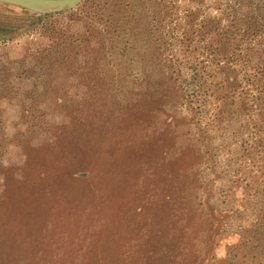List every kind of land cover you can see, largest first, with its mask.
Wrapping results in <instances>:
<instances>
[{"label": "rangeland", "instance_id": "obj_1", "mask_svg": "<svg viewBox=\"0 0 264 264\" xmlns=\"http://www.w3.org/2000/svg\"><path fill=\"white\" fill-rule=\"evenodd\" d=\"M92 1L40 19L0 5V264H264L247 230L263 161L235 141L211 164L214 101L169 78L179 52L138 21L149 3L108 45Z\"/></svg>", "mask_w": 264, "mask_h": 264}, {"label": "trees", "instance_id": "obj_2", "mask_svg": "<svg viewBox=\"0 0 264 264\" xmlns=\"http://www.w3.org/2000/svg\"><path fill=\"white\" fill-rule=\"evenodd\" d=\"M145 1L149 5L137 13L138 21L143 16L149 21V36L156 35L158 48L162 42L168 50L179 52L169 66V78L184 91L191 92L189 99L194 93L195 98L208 97L214 101L210 122L215 131L213 137L198 128L199 141H205L201 146L211 164H215L213 157L224 145L229 147L235 141H240L239 154L249 151L264 164V0H180L186 3L181 14L169 0ZM131 3L132 0H95L89 7L91 11L85 14L89 21L85 22L86 27H91L90 33L108 45L115 38L113 35L125 38V28L134 18ZM0 5L38 19L70 13L40 15L12 5ZM179 18L182 20L175 28L174 43L172 39L167 41L171 36L164 38L163 33H171L168 25ZM250 125L255 129L254 140L244 138ZM253 198L254 218L247 230L259 235L255 243L260 244L264 241L261 229L264 228V190L256 191ZM206 204L223 212V202L216 199L212 190L207 194ZM235 214L241 215L237 210ZM248 245L242 242L241 247Z\"/></svg>", "mask_w": 264, "mask_h": 264}, {"label": "water", "instance_id": "obj_3", "mask_svg": "<svg viewBox=\"0 0 264 264\" xmlns=\"http://www.w3.org/2000/svg\"><path fill=\"white\" fill-rule=\"evenodd\" d=\"M82 1L84 0H0V3L36 14H51L70 11Z\"/></svg>", "mask_w": 264, "mask_h": 264}]
</instances>
